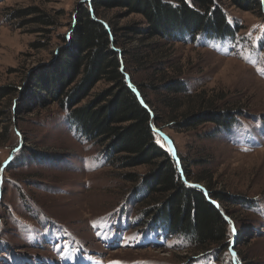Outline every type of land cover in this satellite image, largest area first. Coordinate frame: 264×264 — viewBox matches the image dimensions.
<instances>
[{"label": "rangeland", "instance_id": "obj_1", "mask_svg": "<svg viewBox=\"0 0 264 264\" xmlns=\"http://www.w3.org/2000/svg\"><path fill=\"white\" fill-rule=\"evenodd\" d=\"M85 1L0 0V89L19 90L28 73L54 63L53 53L62 46L59 37L70 32L71 18ZM221 5L232 31L228 37L206 39L199 33L187 43L153 41L154 50H164L161 56L148 68L127 70L159 118L155 142L170 151L181 181L185 170L192 176L205 173L204 180L193 179L196 186L226 193L231 200L225 229L229 244L216 250L218 258L194 257L182 239L139 213L138 188L122 175H144L147 168L111 166L104 146L74 134L55 105L13 116V104L6 100L0 104V112L8 114L0 120V264H264V0L260 11H241L228 1ZM26 11L31 15L8 18ZM125 14L99 13L115 33L117 48V30L146 28L142 16ZM41 15L56 22L45 38L39 31L43 27L33 21ZM141 46L139 41L125 45L119 58L126 65V50ZM169 67L181 70L190 97L205 92L217 97L218 107L235 109V124L222 131L212 125L180 131L163 120L155 73ZM109 87L97 83L81 105ZM34 151L37 159L30 161Z\"/></svg>", "mask_w": 264, "mask_h": 264}, {"label": "trees", "instance_id": "obj_2", "mask_svg": "<svg viewBox=\"0 0 264 264\" xmlns=\"http://www.w3.org/2000/svg\"><path fill=\"white\" fill-rule=\"evenodd\" d=\"M225 1L245 12L260 11L261 8V0L85 1L71 18L70 32L59 37L62 46L53 53L54 63L28 73L19 90L0 89V104L6 100L13 104L9 109L11 115L20 111L31 114L55 105L66 114L74 134L91 144L104 146L103 157L111 166L147 168L144 175H122L125 182L138 188L139 197H142L135 196L136 202L141 203L139 213L151 218L155 226L160 225L171 235H177L194 257L212 254L216 259V250L223 242L228 243L225 229L226 217L230 219L227 211L231 200L226 193H215L207 187L201 190L196 186L198 183L193 179L204 180L205 173L192 176L185 170L184 181H181L170 151L166 153L155 142V129L160 131L159 118L127 70L148 68L157 56H161L164 50H154L156 43H150L153 41L187 43L194 41L199 33L206 39L228 37L232 31L221 5ZM112 10H125L126 17L139 15L146 21V28L129 25L117 30L121 39L119 48L118 43L112 41L115 33L111 32V26L99 17V13ZM30 12L12 14L8 18L29 16ZM33 21L43 27L39 31L44 38L51 34L48 29L56 25L48 15L38 16ZM135 41L143 46L126 50L128 62L125 65L119 56L125 45L127 48ZM32 46L39 49L46 44ZM142 48L144 51L141 52ZM156 64L158 67L165 65L162 62ZM156 71V90L163 95L161 115L163 120L176 125L177 130H196L212 125L222 131L235 124V109L218 107L217 97H208L205 92L190 97L186 84L180 80L182 72L179 68ZM99 82L110 87L81 105ZM183 104L188 106L181 112ZM7 115L0 112V120L6 119ZM177 117H181V121L177 122ZM35 152L28 156L30 161L37 159ZM181 165L183 168L184 161ZM189 183L193 185L189 186ZM239 203L243 207L247 204L243 198ZM248 207L252 206L248 204Z\"/></svg>", "mask_w": 264, "mask_h": 264}, {"label": "water", "instance_id": "obj_3", "mask_svg": "<svg viewBox=\"0 0 264 264\" xmlns=\"http://www.w3.org/2000/svg\"><path fill=\"white\" fill-rule=\"evenodd\" d=\"M171 150L173 151V149H171ZM173 155H175L174 152H173ZM215 206L218 208V205L217 204H215Z\"/></svg>", "mask_w": 264, "mask_h": 264}, {"label": "snow or ice", "instance_id": "obj_4", "mask_svg": "<svg viewBox=\"0 0 264 264\" xmlns=\"http://www.w3.org/2000/svg\"><path fill=\"white\" fill-rule=\"evenodd\" d=\"M235 232V229H234V227H233V233Z\"/></svg>", "mask_w": 264, "mask_h": 264}]
</instances>
